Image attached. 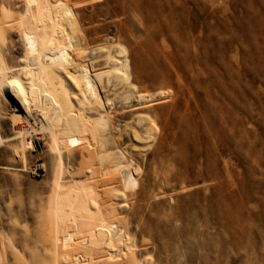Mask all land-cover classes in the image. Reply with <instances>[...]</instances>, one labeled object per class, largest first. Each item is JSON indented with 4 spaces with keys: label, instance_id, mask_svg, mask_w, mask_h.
<instances>
[{
    "label": "rangeland",
    "instance_id": "1",
    "mask_svg": "<svg viewBox=\"0 0 264 264\" xmlns=\"http://www.w3.org/2000/svg\"><path fill=\"white\" fill-rule=\"evenodd\" d=\"M65 1L87 47L127 49L136 92L152 102L107 106L104 133L140 169L137 188L127 190L121 172L105 175L80 147L64 157L63 183L85 182V166L99 172L100 199L115 209L108 219L142 264H264V0ZM155 4L177 5L175 20L147 23ZM27 19L24 0H0L9 75L26 55ZM18 111L26 118L0 90V264H82L91 255L52 230L55 154L43 133L18 135L30 127Z\"/></svg>",
    "mask_w": 264,
    "mask_h": 264
},
{
    "label": "bare ground",
    "instance_id": "2",
    "mask_svg": "<svg viewBox=\"0 0 264 264\" xmlns=\"http://www.w3.org/2000/svg\"><path fill=\"white\" fill-rule=\"evenodd\" d=\"M24 2L28 19L21 37L26 55L17 73L9 75L5 73L7 69L0 54V90L26 114L24 118L21 112L16 113V121L26 119L30 124L20 129L18 135L25 137L30 130L43 133L55 154L56 197L54 194L50 214L55 239L63 237L67 246H80L81 251L91 255L92 258L80 261L82 264H117L119 260L124 264H142L134 253L136 246L129 244L125 231L108 219V210L114 208L112 203L100 199L97 185L101 179L99 182L96 179L99 172L85 166V182L67 186L63 183L68 172L63 162L65 156L71 157V151L80 147L90 158L100 160L105 175L121 172L124 187L127 190L137 188L140 169L133 168L129 164L131 160L116 147L113 137L104 133L112 123L107 106L114 105L117 100L130 104L135 99L148 104L152 99L146 94H137L125 47L118 44L92 49L83 43L79 17L67 1ZM177 10L175 4L161 7L155 4L146 13V22L152 23L160 17L167 22L173 21ZM167 11L168 15L164 16ZM195 24L191 23V31L196 30ZM167 31L172 34L171 28ZM170 38L177 44L174 35ZM101 61L103 67L98 69ZM158 95L164 97L165 93ZM90 111L97 112L98 119L88 116ZM143 142L149 145L150 141ZM24 147L31 148L32 142L24 141ZM78 236L82 241L77 242Z\"/></svg>",
    "mask_w": 264,
    "mask_h": 264
}]
</instances>
